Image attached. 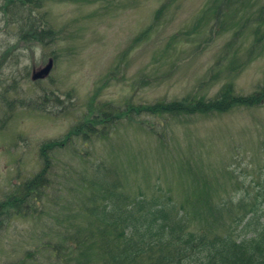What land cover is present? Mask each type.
Listing matches in <instances>:
<instances>
[{
	"label": "rangeland",
	"instance_id": "obj_1",
	"mask_svg": "<svg viewBox=\"0 0 264 264\" xmlns=\"http://www.w3.org/2000/svg\"><path fill=\"white\" fill-rule=\"evenodd\" d=\"M13 1L0 0V264H68L56 250L67 251L69 221L88 223L78 182L92 183L96 167L131 196L185 206L194 224L207 203L226 206L220 222L203 221L214 232L264 204V105L216 103L224 86L237 97L264 89V40L233 30L227 11L223 24L204 21L216 0ZM28 16L52 38L27 35ZM160 103L177 114L140 112ZM85 123L88 142L64 148ZM50 141L59 149L41 156ZM40 174L52 182L40 203L33 191L10 203Z\"/></svg>",
	"mask_w": 264,
	"mask_h": 264
},
{
	"label": "trees",
	"instance_id": "obj_2",
	"mask_svg": "<svg viewBox=\"0 0 264 264\" xmlns=\"http://www.w3.org/2000/svg\"><path fill=\"white\" fill-rule=\"evenodd\" d=\"M8 1L16 3L13 0ZM23 1L28 5V0ZM225 2L228 3L225 7L221 0L213 2L214 6L206 10L204 21L206 19L218 24L222 20L223 24L225 17H222L221 11H227L228 16H233L230 20L234 22L233 30L238 28L239 34L250 31L251 37L258 44L264 40V4L259 5L253 0H224ZM218 4L221 7L214 9ZM237 18L242 20L243 25L237 22ZM24 22L28 24L25 27L27 35H30L31 30L37 33L39 28L38 34H42L44 38H52L51 31H41L40 23H45L42 19L39 20V26L29 16L22 20ZM220 28L223 29L221 26ZM192 36L193 34L188 37ZM37 38L39 36L35 37L36 40ZM232 88L224 86L220 91L216 103L221 110H225L224 104L227 103L233 107L264 105V89L248 97H237ZM192 104L193 101L185 103L187 106ZM169 109L172 108L166 103H160L140 112L154 117L173 118L177 112ZM126 110L133 112V108ZM197 112L205 114L200 110ZM122 116L126 118L128 114ZM86 124L90 123L76 126L74 133L67 135L64 148L72 147L76 140L88 142L85 136L88 131L84 127ZM149 127L161 136L155 125ZM56 145L51 141L45 143L40 148L41 156L47 155L51 148L59 149ZM44 160L47 168L49 161L47 158ZM94 169L96 174L94 173L92 183L83 180L78 182L80 189L89 192L85 199H79L76 203L78 214L85 215L88 223L82 228L72 223L74 219L69 221L73 229H66L68 232L64 240L68 245L67 251L62 252L55 248L58 261H68V264H264V204L260 206L258 200L251 204V213L247 217L239 213L231 228L226 226L224 233L214 232L209 229L208 222L203 221L217 219L216 222H220L226 206L207 203L203 220L194 224L185 206H178L165 196L151 199L143 195L131 196L121 189L120 184L112 179L113 176L110 178L108 170L102 173L97 167ZM43 176L40 174L20 185V188L17 187L8 197L10 203H17L20 198L18 204H25L31 191L38 194L34 198L37 200L39 197L40 203L45 190L52 185V182H45ZM1 211L4 212V207L0 205Z\"/></svg>",
	"mask_w": 264,
	"mask_h": 264
},
{
	"label": "water",
	"instance_id": "obj_3",
	"mask_svg": "<svg viewBox=\"0 0 264 264\" xmlns=\"http://www.w3.org/2000/svg\"><path fill=\"white\" fill-rule=\"evenodd\" d=\"M53 69V63L51 62L47 68L43 69L39 74L34 78L35 80H39L41 77L49 75L51 70Z\"/></svg>",
	"mask_w": 264,
	"mask_h": 264
}]
</instances>
